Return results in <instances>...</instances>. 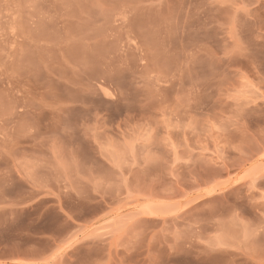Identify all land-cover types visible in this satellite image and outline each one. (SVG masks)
Listing matches in <instances>:
<instances>
[{"label": "rangeland", "instance_id": "1", "mask_svg": "<svg viewBox=\"0 0 264 264\" xmlns=\"http://www.w3.org/2000/svg\"><path fill=\"white\" fill-rule=\"evenodd\" d=\"M264 264V0H0V257Z\"/></svg>", "mask_w": 264, "mask_h": 264}, {"label": "crops", "instance_id": "2", "mask_svg": "<svg viewBox=\"0 0 264 264\" xmlns=\"http://www.w3.org/2000/svg\"><path fill=\"white\" fill-rule=\"evenodd\" d=\"M55 251H51L50 257L48 258H30L26 256H21L16 259H2L0 257V264H63L64 262L61 261L58 257H53Z\"/></svg>", "mask_w": 264, "mask_h": 264}]
</instances>
